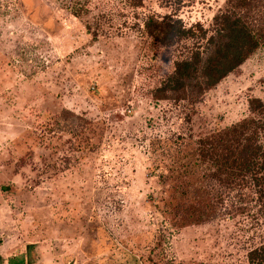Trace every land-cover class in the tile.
I'll return each instance as SVG.
<instances>
[{"label":"rangeland","instance_id":"obj_1","mask_svg":"<svg viewBox=\"0 0 264 264\" xmlns=\"http://www.w3.org/2000/svg\"><path fill=\"white\" fill-rule=\"evenodd\" d=\"M226 4L0 0V264H250L256 195L201 153L264 100V48L194 100L155 98L196 42L144 26L170 14L209 36ZM218 195L206 221L179 205Z\"/></svg>","mask_w":264,"mask_h":264},{"label":"trees","instance_id":"obj_2","mask_svg":"<svg viewBox=\"0 0 264 264\" xmlns=\"http://www.w3.org/2000/svg\"><path fill=\"white\" fill-rule=\"evenodd\" d=\"M144 26L147 35L164 46L195 40L190 54L177 59L173 71L152 92L155 98L171 95L194 100L264 48V0H227L225 9L214 16L209 36L200 24L187 26L170 14L149 15ZM249 106L254 116L233 128L229 140L203 139L201 155L226 186L237 188L240 194L246 188L255 193L264 224V100L251 98ZM217 197L213 204L210 199L198 205H179L187 209L189 217L202 222L216 214V204L221 201ZM248 261L264 264V242L248 252Z\"/></svg>","mask_w":264,"mask_h":264}]
</instances>
